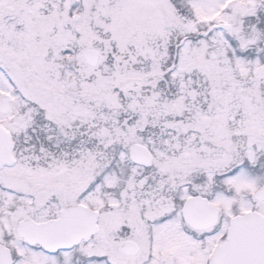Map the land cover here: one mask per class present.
<instances>
[{"label":"snow or ice","instance_id":"1","mask_svg":"<svg viewBox=\"0 0 264 264\" xmlns=\"http://www.w3.org/2000/svg\"><path fill=\"white\" fill-rule=\"evenodd\" d=\"M0 264H264V0H0Z\"/></svg>","mask_w":264,"mask_h":264}]
</instances>
